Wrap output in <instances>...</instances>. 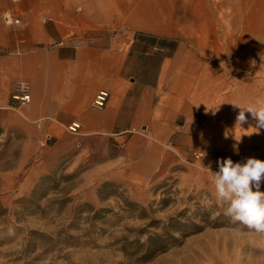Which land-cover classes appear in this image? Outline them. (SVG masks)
<instances>
[{
	"label": "rangeland",
	"instance_id": "rangeland-1",
	"mask_svg": "<svg viewBox=\"0 0 264 264\" xmlns=\"http://www.w3.org/2000/svg\"><path fill=\"white\" fill-rule=\"evenodd\" d=\"M42 7L43 19L52 0H0L8 38ZM176 15L197 34L190 62L215 98L201 105L199 151L147 182L109 177L94 156L25 183L39 146L17 128L16 105L0 104V264H264V232L225 215L213 179L218 161L264 160V129L253 133L249 113L236 125L231 104L264 98V0H177Z\"/></svg>",
	"mask_w": 264,
	"mask_h": 264
},
{
	"label": "crops",
	"instance_id": "crops-1",
	"mask_svg": "<svg viewBox=\"0 0 264 264\" xmlns=\"http://www.w3.org/2000/svg\"><path fill=\"white\" fill-rule=\"evenodd\" d=\"M176 5L52 0L48 17L39 16L42 7L21 19L17 37L0 24V47L13 49L0 56V104L16 105L17 128L40 151L25 183L94 156L109 177L147 182L199 151L201 105L215 98L209 76L190 62L186 41L197 34ZM19 81L28 83L30 103L12 101ZM101 92L110 98L99 110L92 104Z\"/></svg>",
	"mask_w": 264,
	"mask_h": 264
},
{
	"label": "clouds",
	"instance_id": "clouds-1",
	"mask_svg": "<svg viewBox=\"0 0 264 264\" xmlns=\"http://www.w3.org/2000/svg\"><path fill=\"white\" fill-rule=\"evenodd\" d=\"M261 59L264 60V55ZM231 104L240 109L235 118L236 125L243 128L248 122L246 113H249L256 122L253 133L264 129V98H257L255 106ZM218 168L213 179L217 200L227 205L225 215L257 232H264V192L260 190L264 180V160L250 157L234 163L228 158L218 161Z\"/></svg>",
	"mask_w": 264,
	"mask_h": 264
},
{
	"label": "built area",
	"instance_id": "built-area-1",
	"mask_svg": "<svg viewBox=\"0 0 264 264\" xmlns=\"http://www.w3.org/2000/svg\"><path fill=\"white\" fill-rule=\"evenodd\" d=\"M15 88V94L12 96V99L21 104L30 103L31 96L28 83L25 81H19ZM109 98L110 96L107 92H101L94 100L92 107L99 110L104 109L108 104ZM80 128L81 125L76 123L69 127V130L72 133H77Z\"/></svg>",
	"mask_w": 264,
	"mask_h": 264
},
{
	"label": "bare ground",
	"instance_id": "bare-ground-1",
	"mask_svg": "<svg viewBox=\"0 0 264 264\" xmlns=\"http://www.w3.org/2000/svg\"><path fill=\"white\" fill-rule=\"evenodd\" d=\"M8 19V18H7ZM8 21H10L9 19H8Z\"/></svg>",
	"mask_w": 264,
	"mask_h": 264
}]
</instances>
